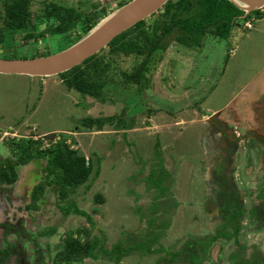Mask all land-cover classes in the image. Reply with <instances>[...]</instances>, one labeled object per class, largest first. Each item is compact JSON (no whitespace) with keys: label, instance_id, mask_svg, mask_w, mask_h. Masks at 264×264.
Masks as SVG:
<instances>
[{"label":"rangeland","instance_id":"obj_1","mask_svg":"<svg viewBox=\"0 0 264 264\" xmlns=\"http://www.w3.org/2000/svg\"><path fill=\"white\" fill-rule=\"evenodd\" d=\"M56 1L84 12L91 11L96 4L99 9L106 8L108 14L121 2ZM31 9L34 14L41 13V1L35 0ZM236 25L228 39L207 37L200 50L172 42L150 73L148 87L140 91L135 84L124 89L113 86L105 100L69 89L59 75L41 78L0 74V160L6 163L15 158L13 148L27 144L30 138L44 139L42 148L62 138L90 156L95 171L99 168L98 174L86 182L89 187L83 185L73 189L74 192L70 190L71 198L61 200L57 190L48 187L38 201L40 209H29L41 217V225L50 228L59 224V232L50 242L61 240L65 230L88 227L89 236L97 234L105 246L111 247L125 239L127 233L147 228L149 218L155 216L151 213L149 217V211L154 209L157 216L163 213L156 223L166 220L168 227L153 246L162 244L177 249L191 236L215 233L224 222L220 212L223 193L219 191L223 179L239 193L244 205L264 201L261 194L264 169L257 168L256 160L260 148L246 149L244 142L235 145L224 131L209 124L210 120L205 117L200 120L197 113L202 112V107L218 109L215 118L223 121V130L229 129L233 121L243 128L250 122L264 135V9L260 15L251 13L249 19L240 17ZM41 38L30 41L25 51L20 45L24 39L16 42L14 37L7 36L4 48H0V57L32 58L65 47L62 37ZM107 51L106 47L104 53ZM131 61L118 59L123 69H130ZM208 115L211 113H206V118ZM89 116L112 117V120L98 130L95 126H84L82 121ZM252 142L259 146L256 140ZM224 143L238 150L229 151L230 147ZM221 155L225 159L221 168L223 178L215 171ZM44 164V160L36 159L18 166V180L8 186L11 193L3 194L0 188V204L10 205V202L4 203L6 197L16 205L10 206L11 209L24 208L31 202L34 186L45 176ZM160 165L172 175L167 177L171 183L166 196L161 181L159 191L151 190L146 182L152 166L157 170ZM246 172L254 180L245 182ZM248 184L251 197L244 202ZM98 195L101 200L96 201ZM67 200L93 216L95 225L79 213L64 216L61 205ZM236 205L241 207L240 203ZM243 217L246 225L241 228L239 239L248 248L245 254L252 252L250 248L254 244L264 250L262 235L255 233L253 220H248L247 214ZM32 220L27 217L28 226L35 227ZM235 244L222 238L212 244L206 264H229L228 255ZM160 255L133 251L121 264H154ZM45 261L49 263L51 258L45 257ZM78 263L114 264L103 256L84 258Z\"/></svg>","mask_w":264,"mask_h":264},{"label":"trees","instance_id":"obj_2","mask_svg":"<svg viewBox=\"0 0 264 264\" xmlns=\"http://www.w3.org/2000/svg\"><path fill=\"white\" fill-rule=\"evenodd\" d=\"M40 1L42 12L34 14L31 7L35 0H0V48H4L7 36L14 37L16 42L18 39H24V43L20 45L25 51L30 41L40 37L48 40L52 36L62 37L65 43L64 48H66L78 41L108 14L106 8L99 9L96 4L91 11L84 12L74 6H65L56 0ZM128 1L130 0H121L118 7ZM263 9L254 11V13L260 15ZM251 13L246 17L247 19L250 18ZM243 14L244 12L229 0H169L149 19L138 22L114 38L107 46L108 53H104V48L80 65L59 74V76L69 89H75L82 95H90L100 100L106 99L113 86H121L124 89L132 86L130 84H135L140 91H143L151 80L150 73L163 58L172 42L189 49L200 50L205 45L207 37L228 39ZM46 33L48 34L46 35ZM42 56H44L43 53ZM120 58L132 59L130 62L132 67L123 69L118 62ZM156 108L153 110L160 109ZM148 112H152V109ZM111 120L112 117L93 118L89 116L82 122L84 126H95L98 130H102L105 123L111 122ZM43 140L30 138L27 144L12 147L15 158L7 160L6 163L0 160V182L16 183L19 177L18 166L32 160L42 159L45 161L43 165L45 176L33 191L34 205L37 204V200L40 199L46 186L56 187L62 199L67 197L70 190L74 192L73 189L83 185L89 187L86 182L92 175L98 174L99 170V168L94 170V160L73 148L62 138L55 140L53 145L45 148L41 147ZM163 173L162 165L157 170L152 166L148 179H152L155 174H158L156 179L158 182H156L159 185V181H162L160 175ZM162 190L166 195V189ZM95 199L96 201L101 200L100 195ZM223 203L222 212L225 222L216 230V234L190 239L180 250L171 251L162 244H158L157 247L153 246L158 243L157 240L161 232L168 227L167 221L157 224L153 217L149 218L147 228L127 233L125 239L118 240L113 244L112 250L104 248V251L110 256L119 257L131 251H138L142 254L163 253L156 259L155 264H177L180 262L181 264H204V260L208 257L209 247L214 240L225 236L226 239H230L232 235L237 236L240 229V225L234 223L232 233L225 231L229 219L237 218L242 214V210L235 202V206L232 208V217L227 215L224 210L230 205H227L226 202ZM63 209L66 214L69 212L79 213L86 215L91 224L95 222L93 216L76 205L72 206L70 202ZM155 224H157L156 228ZM89 231L82 230L87 233ZM97 241L96 237L82 243L74 237L73 233H70L63 248L57 253V257L61 261H65L66 264H78L77 262L82 261L86 256L96 257ZM235 241L237 246L228 255L229 264H264V256L260 251L254 250L248 258H245L243 256L244 247L239 244L237 239Z\"/></svg>","mask_w":264,"mask_h":264},{"label":"flooded vegetation","instance_id":"obj_3","mask_svg":"<svg viewBox=\"0 0 264 264\" xmlns=\"http://www.w3.org/2000/svg\"><path fill=\"white\" fill-rule=\"evenodd\" d=\"M210 120H211L210 121L211 125L216 127L219 131H224V135L226 134L225 136H227L228 140L233 141V143H235V145L238 146L241 142H244L246 149L252 150V148H255V149L260 148L261 152H260V154H258V157L256 159L257 160V168L264 169V135H262L256 128H254V125L252 123L247 122V124H244V128H243L242 125L239 127L238 123H237V125H235L236 122L233 121L234 125L231 124V127L229 129L224 128V130H223V128L221 126V124H223V121H221V120L219 121L215 117L213 119H210ZM252 140H256L259 143V146L257 147V145L254 144L252 142ZM250 145H252V146H250ZM224 146L225 147L228 146V148L230 147L229 151L232 150L235 153L238 150L237 148L234 149L233 146H229L225 143H224ZM232 154H234V153H232ZM221 157H222V155L220 156V158ZM221 160H218L217 161L218 163L215 164V171H217L216 174H218L220 178H223L224 176H223L221 168H223L225 159L221 158ZM151 171H152V168H151ZM157 175L158 174H155V176L152 179L146 178V182H147V184L151 190L152 189L157 190V191L161 190V187H158V184H157V182H158L156 180L158 178ZM160 176L162 177L161 185L164 186L165 189H168L169 184L171 182H169L167 180V177L172 176V175L167 174L166 171L164 170L163 175H160ZM243 177L245 178V182L247 179H248V181L254 180V177L250 174V172L244 173ZM261 179H262V181H264V173L262 174ZM40 181L41 180H38V183ZM10 185H12V184H5V183L0 182V188L3 192V194L11 193V190H9V188H8V186H10ZM36 185L34 186V189L36 188ZM48 187L53 188L54 190H57L56 187H54V186H52V187L46 186L45 190L43 191V193L40 197V199L37 200V204H35V205L33 204V191H34V189L30 195V198H31V202H29L30 204L29 203L25 204L24 208L20 207L19 209H16L14 207V209H11L10 206L13 207L16 205L13 201L11 202L12 199L10 200L7 197H6V200L4 199V203L10 202V205L7 204L6 207H4L3 205L0 204V264H66L65 261H61V259L59 257H57V253L63 248V244H64L65 240L67 239V237H69V234L73 233L74 237L78 238L80 240V242H82V243L89 240L88 236L91 234V232H90L91 229H89L88 227H85V228L81 227V228H76L75 230H65L64 233L66 235H63V238L61 240H57L55 242H50V238H52L53 236L58 234L59 228H60L59 224H56L50 228L46 227L45 225H41V223H42L41 217H39L35 214H32V212L29 211L30 208H34L37 210L40 209L38 201H41L42 196L48 190ZM219 187H220L219 191H221L223 193V197L221 198L222 199L221 201L222 202L224 201V202H226L227 205H230L229 207L226 205L227 209H224L225 213L227 215H230L233 217L232 208L235 206V202H236V203L241 204L240 208L242 210V214L238 215L237 218L229 219V223L225 227L226 232L232 233L234 231V223H237L238 225H240V229L237 232V236L232 235V237L230 239L229 238L226 239V236L225 237H219L216 240H214L212 244H215L221 238L226 239V240H230V241L231 240L235 241L237 239L238 242L240 241L239 242V244H240L241 240L239 239V235L241 233V228L244 225H246V223H244V221H243V218H244L243 216L246 214H247L248 220H253L254 227L256 228L255 233L261 234L262 235L261 240L264 241V201L261 204H253L252 206H246V204L244 205L241 202L242 200H241V198H239V196H240L239 193L236 190H234L233 188H231L230 185L228 184V182L225 181V179H223L220 182ZM245 187H246V190H245L246 194H244V196H243L244 202H246L248 200V198L251 197V195H250L251 192L248 190L249 184H248V186H245ZM261 189H262L261 194L264 195L263 187ZM57 194L61 200H64L69 196L71 198V192L70 191H69V194L67 195V197H65L64 199L61 198L58 190H57ZM20 201H22V200H20ZM68 203H69V200H67V203L64 204L63 206L61 205V207H62L61 209L66 208V206H68ZM175 206H174L173 210H175ZM151 207L155 208L157 206H151ZM150 209H152V208H150ZM222 209H223V206H221L220 212H221L222 219L224 221ZM69 213H71V212H69ZM69 213L66 214L65 210H64V216H67ZM151 213H153L155 215L153 218L154 220H158L159 217L163 216V213H160V216H157L158 214H156L157 212L154 211V209L151 212L149 211V214H148L149 217H150ZM75 214H77V213H75ZM82 216L85 217L88 220V222L90 223V221L86 215H82ZM27 217L29 219H34V220H32V222L35 223V227L28 226ZM241 218H242V220H241ZM161 221L166 222V220H161ZM95 223H96V221L94 222V224H91V223L90 224L92 226H94ZM220 226L217 229H219ZM154 227L156 228L157 224H155ZM85 229L88 231L90 230L89 233L82 232V230H85ZM79 231L81 234L79 233ZM215 234H216V231H215V233H212V234L208 233V234L202 235L200 237H192L191 236L190 238L185 240V242L182 244V246H180L177 249H170L167 246H165V247L171 251L172 250L177 251V250H180L183 247V245L187 241H189L190 239L204 238L206 236L215 235ZM89 237L91 240L95 239L96 237L98 239V241H97V243H98L97 244V256L96 257L86 256L84 258L98 259L100 256H103V257H106L108 261H110L114 264H121L122 259L124 257H127L128 255H130L133 252V251H131L130 253L123 254V256H121V257L116 256V255L110 256L109 254L105 253L104 248H106L108 250H112L113 245L111 247L105 246V242L103 240H101L97 236V234H93V237L92 236H89ZM211 245L209 247V251H210ZM235 245L237 246V242ZM240 245L244 247L243 248V256L245 258H248L253 253L254 250L260 251L264 256V250L260 246H258L257 244H254L251 246L250 249H252V252L248 255L245 254V251L248 250V248L245 245H242V243ZM209 251H208V254L210 253ZM45 257L51 258V262H49V263L46 262ZM208 258L209 257H207L204 260V264H206V261ZM155 262H156V260H155ZM155 262H154V264H155ZM177 264H181V262L177 263ZM182 264H184V263H182Z\"/></svg>","mask_w":264,"mask_h":264},{"label":"water","instance_id":"obj_4","mask_svg":"<svg viewBox=\"0 0 264 264\" xmlns=\"http://www.w3.org/2000/svg\"><path fill=\"white\" fill-rule=\"evenodd\" d=\"M168 1L130 0L100 19L78 41L58 52L32 58L0 57V74L44 78L64 73L106 48L114 38L138 22L149 19ZM229 1L244 12L240 17L264 8V0Z\"/></svg>","mask_w":264,"mask_h":264},{"label":"crops","instance_id":"obj_5","mask_svg":"<svg viewBox=\"0 0 264 264\" xmlns=\"http://www.w3.org/2000/svg\"><path fill=\"white\" fill-rule=\"evenodd\" d=\"M214 88H215V86H214ZM209 94V93H208ZM207 94L203 97V98H207ZM194 104H196V103H194ZM200 104H201V102H200ZM193 106V105H192ZM197 106H199V105H197ZM202 112H200L199 110H198V118L200 117V120H204V117H205V119L206 120H210V119H213L215 116H216V114H217V112L219 111L218 109H212V108H206V107H202ZM206 113H211V116L210 115H208V117L206 118ZM211 121V120H210ZM210 121H208L209 122V124H210ZM207 122V123H208ZM237 123V122H236Z\"/></svg>","mask_w":264,"mask_h":264}]
</instances>
